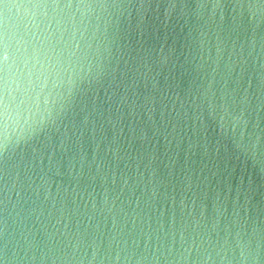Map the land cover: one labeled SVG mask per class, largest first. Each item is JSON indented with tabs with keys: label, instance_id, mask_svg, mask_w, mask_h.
Returning a JSON list of instances; mask_svg holds the SVG:
<instances>
[{
	"label": "water",
	"instance_id": "95a60500",
	"mask_svg": "<svg viewBox=\"0 0 264 264\" xmlns=\"http://www.w3.org/2000/svg\"><path fill=\"white\" fill-rule=\"evenodd\" d=\"M0 264H264V0H0Z\"/></svg>",
	"mask_w": 264,
	"mask_h": 264
}]
</instances>
